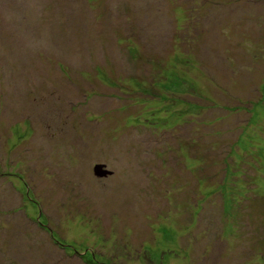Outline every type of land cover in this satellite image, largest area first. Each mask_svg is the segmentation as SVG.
I'll return each instance as SVG.
<instances>
[{
	"label": "rangeland",
	"instance_id": "374dc122",
	"mask_svg": "<svg viewBox=\"0 0 264 264\" xmlns=\"http://www.w3.org/2000/svg\"><path fill=\"white\" fill-rule=\"evenodd\" d=\"M0 264H264V0H0Z\"/></svg>",
	"mask_w": 264,
	"mask_h": 264
},
{
	"label": "water",
	"instance_id": "95a60500",
	"mask_svg": "<svg viewBox=\"0 0 264 264\" xmlns=\"http://www.w3.org/2000/svg\"><path fill=\"white\" fill-rule=\"evenodd\" d=\"M94 174L98 177L110 175L111 172L106 170L104 165H97L94 167Z\"/></svg>",
	"mask_w": 264,
	"mask_h": 264
}]
</instances>
